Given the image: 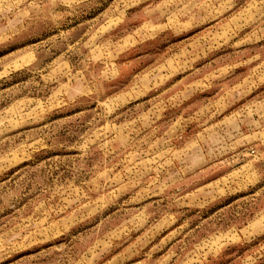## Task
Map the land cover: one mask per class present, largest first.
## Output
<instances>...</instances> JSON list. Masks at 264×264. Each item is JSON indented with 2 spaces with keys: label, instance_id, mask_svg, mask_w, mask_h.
Segmentation results:
<instances>
[{
  "label": "rangeland",
  "instance_id": "rangeland-1",
  "mask_svg": "<svg viewBox=\"0 0 264 264\" xmlns=\"http://www.w3.org/2000/svg\"><path fill=\"white\" fill-rule=\"evenodd\" d=\"M0 264H264V0H0Z\"/></svg>",
  "mask_w": 264,
  "mask_h": 264
}]
</instances>
